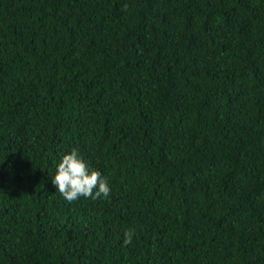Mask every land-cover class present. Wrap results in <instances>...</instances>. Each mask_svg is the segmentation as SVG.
<instances>
[{
	"label": "trees",
	"instance_id": "1",
	"mask_svg": "<svg viewBox=\"0 0 264 264\" xmlns=\"http://www.w3.org/2000/svg\"><path fill=\"white\" fill-rule=\"evenodd\" d=\"M0 264H264V0H0Z\"/></svg>",
	"mask_w": 264,
	"mask_h": 264
},
{
	"label": "clouds",
	"instance_id": "2",
	"mask_svg": "<svg viewBox=\"0 0 264 264\" xmlns=\"http://www.w3.org/2000/svg\"><path fill=\"white\" fill-rule=\"evenodd\" d=\"M51 181L69 203L78 200L81 196L92 199H97L101 195L107 197L110 192L108 181L101 177L99 172L90 170L75 149L61 157ZM94 190H96L95 195ZM133 236V231L125 230L123 245L131 244Z\"/></svg>",
	"mask_w": 264,
	"mask_h": 264
}]
</instances>
